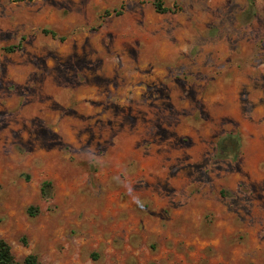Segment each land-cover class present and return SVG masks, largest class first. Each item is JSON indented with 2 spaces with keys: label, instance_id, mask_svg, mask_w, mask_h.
I'll return each instance as SVG.
<instances>
[{
  "label": "rangeland",
  "instance_id": "1",
  "mask_svg": "<svg viewBox=\"0 0 264 264\" xmlns=\"http://www.w3.org/2000/svg\"><path fill=\"white\" fill-rule=\"evenodd\" d=\"M155 2L0 0L15 261L264 264V0Z\"/></svg>",
  "mask_w": 264,
  "mask_h": 264
},
{
  "label": "trees",
  "instance_id": "2",
  "mask_svg": "<svg viewBox=\"0 0 264 264\" xmlns=\"http://www.w3.org/2000/svg\"><path fill=\"white\" fill-rule=\"evenodd\" d=\"M154 5L157 9H160L159 0H156ZM44 32L52 33L48 31H44ZM49 185L50 184L48 182L43 183L44 188L49 187ZM0 264H40V263L38 261V258L33 254L27 255L21 262L15 261L12 256L9 245L3 239L0 238Z\"/></svg>",
  "mask_w": 264,
  "mask_h": 264
}]
</instances>
